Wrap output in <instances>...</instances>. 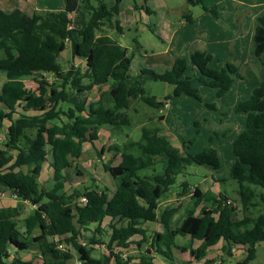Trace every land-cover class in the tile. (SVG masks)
I'll list each match as a JSON object with an SVG mask.
<instances>
[{
	"label": "trees",
	"instance_id": "trees-1",
	"mask_svg": "<svg viewBox=\"0 0 264 264\" xmlns=\"http://www.w3.org/2000/svg\"><path fill=\"white\" fill-rule=\"evenodd\" d=\"M116 1L120 8V0ZM147 1L144 0V6ZM188 1L193 4L202 2ZM76 7L77 0H65L63 10L46 12L42 16L37 13L29 15L20 9L5 12L0 8V71L5 75L0 89V126L5 119L11 122L4 148L16 151L15 160L4 166L11 159L5 150L0 149V186L9 189L21 200L36 205L23 223L25 235H32L34 230H38L31 240L22 239L13 220L18 211L11 208L0 210V264H30L22 259L19 252L36 247L41 256L36 264H69L71 253L60 249V242L47 239V236L64 234H68V239L65 238L63 242L73 244L78 252L79 264H107L110 257H113L115 264H128L132 257L123 259L120 252H114L113 248H127L135 244L140 249L147 239L143 227L146 222H159L161 231L151 236L150 246L140 253L138 264H156L153 252L172 262L170 253L173 248L188 251L193 258L201 260L206 257L208 248L219 241L224 243L223 248L228 254L234 246L244 248V258L235 262L205 258L201 264H247L253 260L256 256L255 245L264 242L262 205H259L258 214L250 222L237 221L238 208L226 192H201L195 187L194 209L188 210L178 226L170 223L172 215L178 210L177 204L157 218V199L176 184L177 177L187 165L195 163L216 170L222 164L214 148L204 146L196 154L187 153L160 134L159 126L142 125L139 138L98 150L100 155L114 150V155L119 157L117 163L103 165L115 184L111 193L106 186L100 188L98 185L75 189L68 195L59 193L64 186L63 172L71 166L72 159L69 158L80 157L84 141L96 149L94 141L98 139L100 128L107 126L120 130L131 125L128 114L131 99L136 98L155 109L162 108L164 100H169L171 95L202 100L193 86L194 79L184 76L188 61L202 75L195 80L217 88L215 98L218 99L230 89L237 71L236 64L230 61L220 69L210 68L208 63L212 56L204 50H194L189 59L176 57L173 65L167 69L142 67L137 76L148 75L154 81L173 86L171 95L157 100L141 85L139 79L133 78V56L128 49L108 35L98 34L101 26L113 16L107 3L104 0H82L87 20L80 29H68L71 22L69 14ZM144 8L148 10L146 6ZM203 8L207 9L205 6ZM210 11L217 16L215 8ZM184 17L191 21L189 13H185ZM65 37L71 41L72 56L85 61V71L75 77L74 66L64 70L56 62V56L68 45L64 42ZM253 43L256 55L264 52V12L259 17ZM50 74L54 77L52 83H48L47 79ZM27 76L36 78L38 95L25 87L23 79ZM104 84H109L108 90L95 101L86 106L74 105L62 109L61 103L68 101L65 92L68 85L73 92L83 93L93 86ZM206 105L210 109L216 107L214 102ZM26 110L35 111V114L27 115L24 113ZM233 111L245 113L246 118L243 129L232 141L235 159L231 163L229 176L239 186L240 202L254 208L257 196L264 201L263 196L257 193L258 188L264 189V82L254 87L245 99L238 101ZM13 114L18 115L12 117ZM162 119L163 115H158L157 120ZM48 135L55 138L51 143L55 185L46 191L40 188L37 176L48 152ZM198 135L199 129H196L195 137ZM22 139L25 141L22 142ZM210 139L211 136L208 141ZM155 165L158 167L150 173L145 172ZM23 167H27V170L24 171ZM181 186L178 197L186 193L187 183L184 181ZM81 196L86 198V202L79 204L76 200ZM205 200L207 204L201 205L199 213L194 214L195 207ZM72 219H76L78 227H75ZM106 221L109 229L107 241L99 236L103 230L101 226ZM85 223L96 226L89 242L103 243L109 250V255H103L101 260L91 256L89 245H81L76 240L79 229L85 228ZM136 235L140 239L133 241ZM178 235L201 242L197 247H192L191 242L178 245L175 243Z\"/></svg>",
	"mask_w": 264,
	"mask_h": 264
},
{
	"label": "rangeland",
	"instance_id": "rangeland-1",
	"mask_svg": "<svg viewBox=\"0 0 264 264\" xmlns=\"http://www.w3.org/2000/svg\"><path fill=\"white\" fill-rule=\"evenodd\" d=\"M107 5L110 7V10L113 13L112 21L105 22L101 29H99L98 34H107L110 38H116L122 44H126L129 47V52L133 56V64L131 74L136 70L139 73L140 68H157V69H167L173 65L175 57H185L189 59V54H191L194 50H203V44L205 43H216V47L219 50L224 49L225 40L224 35L227 34L225 31L229 30L227 24L230 19L226 20L228 17V13H222L221 15L215 16L213 12L210 11L211 8H216L217 11H221V6L219 5L221 2L226 0H201V3H190L188 0H148L145 4L146 8L152 11V14L145 15L142 13V22L145 23V27L140 30H135V26L122 27L123 18L120 16L121 10H125L130 4H132V0H121L119 3L120 8L118 7V3L116 0H104ZM252 0H249L247 3L249 4ZM264 1V0H257ZM29 4L35 6L37 14L41 16L46 12H57L64 9L65 0H28ZM93 4H96L95 1H92ZM144 4V3H143ZM117 6V7H116ZM205 6L207 9H204ZM117 8V9H116ZM185 13H189L192 18L191 21H187L184 17ZM70 24L73 29L76 27L80 28L82 23L85 24L87 20V15L82 9V0H77V7L74 13L71 15ZM194 19V20H193ZM69 24V25H70ZM122 27V28H121ZM123 30V35L119 32ZM210 33V36L208 34ZM77 32H75L76 36ZM171 34V35H170ZM173 34V37H172ZM168 37V38H166ZM173 41L171 42V40ZM70 42L67 43L70 45ZM69 46L65 50L59 53L56 56V62L61 65L64 70L69 69L71 66L75 68L74 77L78 74H83L85 71L86 65L83 59L73 58L72 52L69 51ZM218 50V49H217ZM220 54H217V57ZM223 57V56H222ZM220 56V58H222ZM217 60H215L214 64H217ZM3 73V72H2ZM185 77L194 78V86L197 92L201 95L202 100L194 99L190 96H172L171 95V85L166 82L154 81L148 75H143L138 77L139 82L142 86L146 88L148 93L157 96L158 98H164L165 95L170 94L172 101V111L167 109H162L159 111L155 108H149L147 105L142 104L139 100L133 101L128 114L130 115L131 120L133 121V126L127 127L124 126L122 129H111L109 127H102L99 129L100 139L95 141V148L90 147L89 145H85L87 141H84L82 147V153L79 158L73 159L70 157L69 147L66 145V149L68 151L69 159L71 166L64 170L63 175L65 180L63 181V188L59 189V193H64L66 195L72 193L75 189H83L84 187H94L98 185L100 188L106 186L111 193L115 187L113 179L109 176L107 172L104 171L103 165L104 163L112 162L113 164L119 161V157L114 155V150L105 151L103 155L98 153V150L101 146H108L110 143H117L118 145H123L129 140L137 139L140 136V127L142 125L148 127H154L157 125L156 114H163L167 116L166 122L163 124H167L170 129L174 130V132L179 135L181 138V144H186L185 151L190 154H196L201 150V142L198 140L199 138H195L194 140L187 138L182 142L184 136H191L194 130H200V124L204 125L203 117H206L208 114L206 112H210L212 109L206 108V103H215V108L219 111L218 117L220 113L225 109L224 106H228L229 100L226 98L216 99L215 93L217 88L205 85L200 80H195L199 76V71L196 70L195 66L188 61L187 68L184 73ZM5 79V75L3 81ZM205 80H207L204 77ZM36 78L34 77H25V87L30 91H34L37 88V82H35ZM54 78L48 76V83H52ZM86 80H84L85 82ZM1 82V80H0ZM99 88H104V91L108 90L109 84L99 85ZM98 89V88H97ZM104 91H95V92H83V93H75L73 92L70 85L65 88L66 96L68 97V101L61 103L62 109H67L68 107H73L76 103H84L86 106L89 102H91L90 98L94 94H102ZM36 94V91H34ZM99 94V95H100ZM87 100V101H86ZM76 102V103H74ZM222 103V107L218 108L217 105ZM174 113L176 115H174ZM179 118L181 119H178ZM197 122V124H195ZM207 127H213L214 123L205 124ZM48 144L47 148V162L51 160V142L53 141L52 136H47ZM191 141V142H190ZM210 141V140H209ZM207 141V142H209ZM217 142V141H216ZM87 144V143H86ZM181 144L179 148H181ZM111 145V144H110ZM223 148L224 145L222 144ZM228 150V146L223 148L221 151V157L224 165H227L228 158L226 157L225 150ZM158 166H154L153 169L146 170L145 172L150 173ZM189 183H192L196 180L195 176L186 175L185 177ZM182 179V176L179 175L176 179V185H178V181ZM40 188L43 190H51L55 185V181L50 176L49 173H44L39 178ZM222 186H226L224 182L221 184ZM257 193L261 194L264 198V189L258 188ZM238 194V193H237ZM232 193L229 196L230 200L234 205L238 208V213L235 217V220H243L245 222L251 221L259 212L260 206H264V201H261L255 198L256 206L253 208L251 205L244 204L239 202V194ZM82 197V196H81ZM80 197V198H81ZM80 198L76 201L79 202ZM32 204V203H31ZM34 205V204H33ZM36 206V205H34ZM158 214H162L161 209L158 207ZM179 216L181 213H178ZM76 219H72L75 227H78ZM181 219H179L180 221ZM181 222V221H180ZM18 226H21L23 222L19 221ZM248 223V222H247ZM176 224V223H174ZM245 224V223H244ZM84 227L86 228H78L79 234L77 235V242L81 245H89L91 256L95 259L101 260L103 255H109V250L103 243H90L88 239H90L95 233V225L85 223ZM151 228H146V236L147 239L142 244V249L144 250L146 247L150 246L151 236L154 235L153 231L156 230V225L153 224L149 226ZM103 229L99 234L101 239L107 241L109 235L108 222L106 221L101 226ZM161 228V226H160ZM48 241L60 242V249L63 251L70 252L72 258L69 260V264H79L78 260V252L74 248L71 242H63L65 238L68 239V234L58 235V236H47ZM22 239L28 241L25 236H21ZM188 241L187 236L178 235L175 238L176 244H183ZM32 246V244H31ZM135 246L131 245L129 250L113 248L115 252L117 250L122 251L125 255H134L133 252ZM256 256L253 260L248 262L247 264H264V242H259L255 245ZM173 250V249H172ZM23 253V252H22ZM169 253V251H168ZM230 254L226 252L224 248H221L220 245H217L212 250L211 258L216 261L224 260L228 262H235L241 260L245 256L244 250H238V248H231ZM158 260L166 264H196V262H190L189 260H183L182 258H177V262H171L166 260L164 257L153 252ZM173 257V260L177 256L175 250L170 253ZM122 256V255H121ZM31 261H34L35 264L38 259L34 258L32 254L30 255ZM41 257V256H39ZM123 259H126L124 255ZM155 258V257H154ZM160 258V259H159ZM157 259V258H156ZM110 260H113L110 257ZM186 262V263H185ZM107 264H113L107 263ZM128 264H135L134 262H129Z\"/></svg>",
	"mask_w": 264,
	"mask_h": 264
},
{
	"label": "crops",
	"instance_id": "crops-1",
	"mask_svg": "<svg viewBox=\"0 0 264 264\" xmlns=\"http://www.w3.org/2000/svg\"><path fill=\"white\" fill-rule=\"evenodd\" d=\"M249 0H226L223 4L221 2L219 5L221 6V11L216 10V14L219 17L222 13H228L226 20L228 18L230 19L229 23L227 26L229 27V30H226L225 32L227 34L224 35V38H226L224 44L225 47L222 50H219V48L216 47V43H205L203 44V50L211 54V60L208 63V66L212 69H220L225 62L230 61L237 66V71L233 76V83L230 89L221 97L218 99H221L224 97L229 100L228 106H224L225 109L220 113V116L218 117L219 111L217 109H212L210 112H206L208 114L206 117H203V124H200V130H199V135L195 137L196 130H194L193 134L191 136H184L182 139V142L187 138L194 140L195 138H199L198 140L201 142V149L204 146L212 147L217 151V154L219 156V159L221 161V166L218 169H213L211 167H208L206 165H198L195 163H192L190 165H187L181 172L182 179L178 181V185L171 187L168 191L163 193L158 199H157V208H156V216L157 218H160L162 214L157 213L158 207L161 209L162 213L168 209L169 207H172L174 205H179L178 210L172 215L170 223L173 226H178L183 218L186 216V213L188 212L189 209H194L193 203L195 201V198L193 197V189L195 187H198L201 192L205 191H211L212 193H218V192H226L228 194V197L232 195V193H238L239 186L238 184L233 181L230 176H229V170L231 163L235 159V154L232 150V141L236 137V135L243 129L244 124H245V118L246 114L245 113H235L233 111V108L235 104L240 101L245 99L251 92V90L258 86L262 81L264 82V52L261 53L260 55H256L254 52V43H253V38L255 34V30L258 24L259 17L262 15L264 12V1H257V0H252L249 4L247 3ZM121 0L119 1V3ZM144 0H132V4H130L125 10H121L120 16L123 18V23L121 24L122 27H132L135 26V30H140L146 26L145 23L142 22V13L145 15H150L152 14L151 10H146L144 7ZM146 5V4H145ZM0 8L5 11V12H10L14 9H20L24 11L25 13L32 15L33 13L36 12L35 6H32L29 4L28 0H0ZM75 11V10H74ZM69 14L71 15L74 13ZM192 20V18H191ZM194 20V19H193ZM112 21V18L109 22ZM192 22V21H191ZM84 26V23L80 26L82 28ZM121 27V28H122ZM79 28V29H80ZM74 29H77L74 27ZM123 35V30L119 31ZM107 35V34H105ZM171 35V34H170ZM210 36V33L208 34ZM173 37V34H172ZM168 38V37H166ZM113 40L117 41L121 46L126 47L129 52V47L126 44H122L120 41H118L116 38H113ZM173 39L171 40V42ZM69 46V51H71V45H66ZM65 48V49H66ZM64 49V50H65ZM218 49V50H217ZM72 52V51H71ZM217 54H220V56L217 57ZM190 56V54H189ZM188 56V57H189ZM74 58V57H73ZM176 58V57H175ZM76 59V58H75ZM215 60H217V64H214ZM196 68V67H195ZM197 70V69H196ZM132 71V67H131ZM198 71V70H197ZM138 73L136 70L133 72V78L138 79L139 76H137ZM51 78H54L52 74L47 75ZM199 76H202L199 72ZM198 76V77H199ZM28 77H33L34 76H28ZM189 77V76H188ZM197 77V78H198ZM209 80L208 77L203 76ZM3 78H4V73L0 71V89L1 85L3 83ZM192 78V77H190ZM194 79V78H192ZM23 82L25 84V81L23 79ZM36 82V80H35ZM171 85V84H170ZM172 86V85H171ZM194 86V82H193ZM195 87V86H194ZM98 88V89H97ZM173 86L171 87V93H172ZM29 90V89H28ZM36 91V94L34 93ZM31 91L35 95H38V90L37 88ZM95 91H104V88H99V86H93V88L89 91L85 92H95ZM79 94V93H78ZM98 93L97 95L94 94L90 98L91 101H95L99 97ZM150 94V93H149ZM169 95V94H168ZM226 96V97H225ZM193 98V97H192ZM157 100H163L162 98H158L156 96ZM195 99V98H194ZM138 99L134 98L131 99L130 101V106L132 102L136 101ZM87 101V100H86ZM76 103V102H74ZM172 101L169 100H164V105L162 108L158 109L161 111L162 109H167L169 108L170 111H172ZM222 103L218 104L217 107L221 108ZM75 105H81L83 106L84 103H76ZM148 107V106H147ZM150 108V107H149ZM208 108V107H206ZM19 112H23L21 109L17 108ZM209 109V108H208ZM25 114L27 115H33L35 114V111L32 110H26L24 111ZM18 114H13L12 117L17 116ZM158 115H163V114H158ZM156 114V119L158 117ZM174 115H176L174 113ZM166 114L163 115V119L158 121L157 120V125L160 128L159 133L163 134L166 136V138L176 147H179L181 144L180 136L177 135L174 130L170 129L167 124H163L166 122ZM178 119L179 118L178 116ZM131 125L127 126H133V121L131 120ZM10 121L8 119L3 120L1 126H0V149L5 150L7 156L10 157V161L6 163L4 166H8L11 164L15 158H16V151L15 150H10L8 148H4V143L6 141V133L8 130V126L10 125ZM209 123H214V126L207 127L205 126L208 125ZM100 132V131H99ZM31 136V135H30ZM211 136V139L209 142L208 138ZM100 134L98 133V139L99 140ZM55 140V138L53 139ZM25 141V139H22V142ZM96 141V140H95ZM94 141V143H95ZM217 141V142H216ZM53 142V141H52ZM51 142V143H52ZM87 143V144H86ZM84 143L86 146L89 145L92 147L88 142ZM113 145L114 143H110ZM110 144L108 146H110ZM117 144V143H116ZM124 144V143H123ZM224 145L223 148H226L228 146V150H225L226 157L228 158L227 165L225 166L221 157V151H223V148L221 145ZM118 145V144H117ZM106 146V148L108 147ZM186 144H181V149L185 151ZM104 147V146H101ZM100 147V149H101ZM93 148V147H92ZM105 148V147H104ZM52 153V151H51ZM51 162H52V154H51V160L49 163L47 162V155L45 161L42 163L41 170L39 175L37 176V181L39 183V178L46 172L49 173L50 176L53 178V169L51 167ZM23 170L26 171L27 167H23ZM186 175H192L195 176L196 180L192 183H189V181L185 178ZM187 183L186 187V193L178 197L179 193L182 191V186L181 183L184 182ZM226 183V186H222L221 184ZM40 186V185H39ZM238 195V194H237ZM239 198V197H238ZM230 199V198H229ZM240 202V200H239ZM203 204H207L206 200L202 201L197 207H195L194 214L199 213L200 206ZM248 205V204H247ZM4 208H11L16 211H18V214L13 217V220L16 222V227L22 234L21 236H25L28 240H31V236L35 235L38 233V230H34L32 235H25L24 233V223L21 226H18V222L24 220L25 217L30 215L32 211L36 208L33 204H31L28 200H21L17 196H15L9 189L5 187L0 186V210ZM180 216L178 213H181ZM238 213V212H237ZM179 219H181L179 221ZM176 223V224H174ZM92 224V223H88ZM155 224L156 225V230L154 232H159L161 231L160 224L159 222H146L143 224V227H148ZM95 224H92L94 226ZM86 228V227H85ZM146 229V228H145ZM188 237V236H187ZM140 239L139 235H136L132 238L133 241H137ZM191 242L192 247H197L200 244V240H190L188 237V241H186L183 244H187ZM223 242L219 241L217 242L214 246L208 248L206 257L207 259H212V250L215 246L220 245L221 248H223ZM131 245H134L135 248L133 252L135 253L134 255H131V260L129 262H134L135 264L139 263V255L143 251L142 248L136 247L135 244H130L127 248H119V249H126L129 250ZM182 245V244H178ZM147 248V247H146ZM234 248H238V250H244V248L240 246H234ZM175 250L176 257L172 262H177V258H182L183 260H189L190 262H196V264H201L205 258L201 260H197L191 256V254L186 251V252H181L175 248L173 250L171 249V253ZM245 251V250H244ZM23 252V253H22ZM115 252V250H114ZM116 252H120V254L124 257H128V255H125L122 251L117 250ZM20 256L22 257L23 260L31 262L30 264H35L34 261H31L30 255L36 259L40 256L39 250L36 247L35 249L32 250H23L19 252ZM246 254V252H245ZM130 256V255H129ZM153 256V261L156 264H166L162 263L161 260H158V257L155 256V254H152ZM11 258V257H10ZM9 258V259H10ZM113 258V257H112ZM157 258V259H156ZM160 259V258H159ZM115 264L114 259L109 260L108 263ZM37 263V262H36ZM186 263V262H185Z\"/></svg>",
	"mask_w": 264,
	"mask_h": 264
},
{
	"label": "built area",
	"instance_id": "built-area-1",
	"mask_svg": "<svg viewBox=\"0 0 264 264\" xmlns=\"http://www.w3.org/2000/svg\"><path fill=\"white\" fill-rule=\"evenodd\" d=\"M72 28H73V27H72L71 24L68 25V29H72ZM69 41H70L69 37H65V38H64V42H65L66 44L69 43ZM84 202H86V198H85L84 196H82V197L80 198V200H79V204H82V203H84ZM228 202H230V200H228ZM59 246H61V244H60Z\"/></svg>",
	"mask_w": 264,
	"mask_h": 264
}]
</instances>
